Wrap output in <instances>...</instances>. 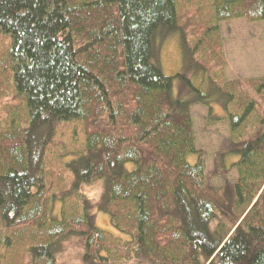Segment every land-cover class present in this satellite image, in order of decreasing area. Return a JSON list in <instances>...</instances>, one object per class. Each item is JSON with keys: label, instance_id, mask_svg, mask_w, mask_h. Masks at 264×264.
Here are the masks:
<instances>
[{"label": "trees", "instance_id": "obj_1", "mask_svg": "<svg viewBox=\"0 0 264 264\" xmlns=\"http://www.w3.org/2000/svg\"><path fill=\"white\" fill-rule=\"evenodd\" d=\"M193 1L206 25L197 40L181 0H0L16 102L0 107V264H59L54 242L66 236L84 237L82 264H264V77L226 80L216 39L221 21H264V0ZM166 34L203 88L164 73L156 38ZM196 105L228 123L216 164L237 181L209 183ZM68 127L70 146L59 142ZM98 181L95 210L127 239L94 223L81 187Z\"/></svg>", "mask_w": 264, "mask_h": 264}, {"label": "rangeland", "instance_id": "obj_2", "mask_svg": "<svg viewBox=\"0 0 264 264\" xmlns=\"http://www.w3.org/2000/svg\"><path fill=\"white\" fill-rule=\"evenodd\" d=\"M201 1L206 2L207 0ZM181 3L184 4L183 24L187 19L188 30L195 34L194 39L196 38L197 40L206 28V25L201 19L196 18V11L192 9L194 7H191V5H197V2L193 0H181ZM186 12L187 18H185ZM218 30L219 32L216 39L218 37L222 43V45L218 47V50L221 51L220 56L222 58L220 61L224 60L223 69L225 71L223 72V75L225 74V79L244 80L264 77V21H249L246 18L224 20L218 24ZM189 39L192 41L193 37ZM199 48L198 56L203 62H206L208 55L211 53L210 47L208 45L203 46L199 44ZM10 49L9 35L0 32V107L3 109H6L4 107H8V105L16 103L12 97V93L11 95L7 94V91H10L11 84L8 66L10 64ZM156 49V58L165 74L174 75L182 72L189 77L195 85L203 88L200 75L201 72L196 71L195 68L191 67L189 60L185 57L183 47L179 44L177 35L166 34L158 36L156 38ZM178 79L179 80H176L175 82V90L177 89L179 91L181 89V94L183 96L193 98L195 92L186 90L181 84V79ZM22 104L20 103V111L24 113ZM8 109L11 111L8 112V115L11 116L13 111L10 107ZM215 112L221 113L218 107L215 108ZM4 114L6 113L0 114V124L2 126H8L5 124ZM207 116L208 108L202 105L193 106L196 142L201 150V159L206 165L209 183L213 186H221L228 180L237 181L238 172L236 169H232L230 172L225 173L222 172L216 164L218 159L217 153L220 150L224 139L230 134L228 123L226 121H218L210 124L207 120ZM70 133L71 130L69 127L66 131L60 133L59 142L67 143V145L70 146ZM65 149L66 154H68L70 148ZM190 161L196 162V156L191 155ZM58 168L59 167L55 165L52 167L53 171L48 172V175H51L48 176L49 181L54 182L53 186H51V189L53 190H56V181L63 179L58 178V175L61 173L59 171L61 166L59 169ZM62 187L56 191V193H58V198L61 195ZM81 191L91 201L90 203L93 204L91 214L95 215L93 220L95 221L94 223L117 238L127 239V235L113 227L109 214L98 208L95 210L96 204L101 200V194L103 191L101 181H98L97 184L92 186H83L81 187ZM58 198H56L57 200L52 211L53 215L56 217L61 216L62 207V202H60L61 200ZM75 199L76 197L74 200ZM84 242L85 239L82 236H66L62 239H56L54 246L57 262L59 264H82Z\"/></svg>", "mask_w": 264, "mask_h": 264}]
</instances>
